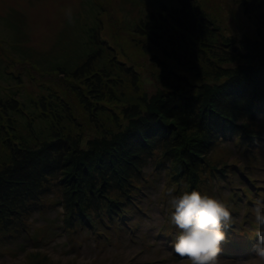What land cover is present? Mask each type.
<instances>
[{
    "label": "rangeland",
    "instance_id": "obj_1",
    "mask_svg": "<svg viewBox=\"0 0 264 264\" xmlns=\"http://www.w3.org/2000/svg\"><path fill=\"white\" fill-rule=\"evenodd\" d=\"M239 1L232 2L235 7L229 11L237 10L238 15ZM178 4L177 0H0V98L7 99L9 95L16 93L30 110L34 109L32 101L38 98L41 101V95H60L67 99L71 103L72 112L78 117L76 127L81 130L79 133H69V128H77L67 126L54 132L56 139L67 142L64 176L67 179L71 177L74 173L72 167L77 165L91 173L89 179L79 181L83 183L79 196L73 193L74 184L66 182L71 190L65 194L63 190L59 191V186L56 188L54 184L40 179L41 190H46L44 194L23 199L18 193L22 188L25 192L29 191V187H26L29 183L27 180L12 189L6 183V196L0 197L3 206L0 213V264H190V260L184 262V256L176 253L171 244L170 238L173 239L176 228L168 220L169 192H175V188L180 192L191 190V182L197 184V179H192L198 177L196 173L199 176L203 174L205 168L196 166L194 175L188 172L189 169L180 168L181 160L173 156L172 151L175 149L168 141L157 146L154 141H150L151 145L147 149L149 144L145 143L142 152L127 150L125 143L122 144V134L126 130L140 128L139 131H143L144 121L162 95L158 91V74L154 78L159 62L149 59L154 62L151 64L146 60L148 56L152 57L147 50H130V39L121 36L127 30H134L138 20L144 19L149 10L164 5L176 9ZM215 5L213 2L208 6L209 11H213L211 7ZM235 17L233 14L229 20L233 27L227 34L234 36L241 32L239 28L242 27V34L245 35L252 28V23L246 18L244 23L236 24V29ZM239 17L242 18V15ZM225 33L223 36L230 37ZM94 36L98 44L103 39L108 40L106 44L112 45L118 44L117 39L124 41V49L118 50L121 53L111 54L115 64L118 63L117 54L126 63L120 64L118 71L111 73L114 82L118 80L116 84L123 83L118 84L117 89L106 88L104 92H94L91 91V73L80 71L73 75L74 70L89 64L88 56L95 52L92 45ZM174 40L172 38L168 41ZM240 40L241 38L230 42L241 44ZM172 49L173 45L170 43L168 53H173ZM243 58L245 57L237 56L234 61L227 58L226 69L231 73L241 67ZM104 63L105 57L97 62L98 65ZM219 64L220 62L217 66ZM94 70L95 67L92 71ZM59 72L72 74L65 77ZM170 75L168 71L167 76ZM167 82L169 98V92L172 91L169 89L173 86L170 80ZM79 93H83L91 102L90 109L84 104L81 109L79 102L72 103ZM94 94L99 96L94 98ZM102 103L107 106L103 107ZM45 108L46 105L42 110L50 117L51 107H47V111ZM9 110L17 118L22 130L19 137L27 139L30 134L25 120L11 112L14 110ZM140 120L144 121L139 123ZM151 121L148 119L149 125ZM50 123L53 124V119L51 122L38 121L34 126L36 134L44 137ZM184 133L193 136L194 131L188 127ZM105 140L110 143L109 147L122 144L117 149L119 152L124 149V156L117 158L110 154L105 149ZM235 140V137L230 136V139L220 141L215 149H207L206 159L212 161L210 168L215 167L217 158L230 163L240 160L238 166H234V174L223 178L220 184L216 183L208 192L221 198L228 197L232 210L230 226L252 229V222L256 221L255 209L264 205V198L257 199L260 202L250 201L243 189L249 187L253 193L259 191L264 196V138L247 149L241 148V154L233 145ZM81 141L84 148L76 151ZM127 144L134 147L132 143ZM6 150L8 149L2 146L0 134V155ZM136 155L141 159L140 162L136 160V164L150 175L153 186L139 197L133 212H128L122 218L118 230L107 231L101 210L103 200L100 198H115L120 193L116 189L120 182L109 185L111 188L106 187L104 182H95L93 176L97 169L94 166L102 161L103 169L98 175L104 177V169L110 168L112 176L117 177L125 162L121 159L131 156L134 158ZM114 158L121 161L116 162ZM127 159L131 162L130 158ZM165 178L168 179L167 183ZM135 182L139 181L136 179ZM171 182H175V187H172ZM189 182L190 185H187ZM168 185L170 186L167 187ZM258 196L255 194L256 198ZM96 210L99 211L98 216ZM19 215H22L26 227L16 225L15 218ZM66 216H72L70 220L75 228L66 226ZM259 236L256 235L249 243L252 247L258 243ZM235 254L231 258L221 251L215 264H264V257L259 256L255 249L252 252L238 250Z\"/></svg>",
    "mask_w": 264,
    "mask_h": 264
},
{
    "label": "trees",
    "instance_id": "obj_2",
    "mask_svg": "<svg viewBox=\"0 0 264 264\" xmlns=\"http://www.w3.org/2000/svg\"><path fill=\"white\" fill-rule=\"evenodd\" d=\"M177 1L179 4L176 9L164 5L161 8L149 10L144 19L138 20L134 30L133 28L127 30L126 34L121 36L130 39L128 42L131 46L130 50H147L152 57L148 56L146 60L151 64L154 62L149 59L159 62L158 65L155 64L154 78L158 74L160 85L158 91L162 95L150 111L148 117L152 120L150 125L148 119L138 121L139 123L144 121L143 131H139L140 128L126 130L122 134V144L125 143L124 147L127 146V150L142 152L143 147L146 146L145 143L149 144L147 149L151 145L150 141H154L156 146L163 141H168L175 149L172 151L173 156L181 160L180 168L189 169L188 172L192 175L196 173V166L205 168L203 174L199 176V173H196L198 177L192 179L193 181L197 179V184L191 182L193 188L211 191L216 183H220L223 178H227L234 172L233 168L240 160L230 163L225 159L217 158L215 167L210 168L212 161L206 159L207 149L211 147L215 149L220 141L224 142L230 139V136L236 138L233 145L237 150L248 148L264 138V0H240L237 6L238 15L237 10L229 11V9H234L235 6L231 3L236 0ZM213 2L216 5L211 7L213 11H209L208 6ZM233 14L236 16L235 26L244 23L246 18L252 23V28L246 31L245 35L242 34V27L239 28L241 32H237L234 36L227 34L232 31L233 26H230L229 20ZM240 14L242 18L239 17ZM224 32L230 37L223 36ZM248 32L250 34H247ZM172 38L175 40L168 41ZM239 38H241V44L230 42V40H239ZM117 41V45H112L106 44L108 40L103 39L98 44L94 36L92 45L95 47V52L88 56L89 64L74 70L73 75H77L80 71L91 73L89 76L93 85L91 91L104 92L106 88L117 89L118 84H123L121 82L116 84L118 80L114 78L117 80L114 82L111 78V73L117 70L120 64H126L119 54L116 55L117 64L111 57V54L115 52L121 53L118 50H123L122 47H125L123 46L124 41L118 39ZM170 43L173 45V53H168ZM240 47L243 50H238ZM237 56L245 58L241 61V67L230 73L225 66L227 58L234 61ZM104 57L105 63L98 65L97 62ZM218 62H220L219 66H217ZM94 67L95 70L92 71ZM166 70L170 71V76H167L168 71ZM72 72L59 73L69 77ZM167 80H170L173 86L169 89V91L172 90L169 92V98ZM110 93L113 92L110 91ZM166 93L167 95H164ZM79 95H76L72 103L79 102L81 109H83V104L90 109L92 104L88 98L83 93ZM98 96L99 94L93 95L94 98ZM40 98L41 101L39 98L32 101L33 110L24 106L16 93L9 95L7 99L0 98L1 142L2 146L8 149L0 155V197L6 196V183L8 188L12 189L17 184H23L25 180L29 182L26 187L31 190L27 188L29 191L25 192L22 188L18 194L23 199L24 197L26 199L39 197L37 194L43 195L46 191L41 190L40 179L54 184L56 188L59 186V191L63 190L65 194L71 190L67 184H74L73 193L79 196L82 192L80 188L83 186V183L79 181H85L91 177V173L82 167L78 168L79 165L72 167L74 173L71 177L67 179L64 176L66 158L64 152L67 142L60 138L56 139L54 132H59L67 126L77 128L73 130L69 128V133L80 132V127H76L78 117L72 112L71 103L69 104L67 99L60 95H41ZM45 105L46 111L47 107L52 109V114H48L50 117H47L42 110ZM102 106L106 107L107 104L102 103ZM9 109L14 110L11 112L25 120L30 134L27 139L19 137L22 130L18 126L17 118L10 113ZM100 109L103 110V108ZM260 117L263 119L261 120ZM50 118L51 121L53 119L54 125L50 123V128H47L44 137L38 136L35 124L40 120L51 122ZM188 127L194 131L193 136H187L184 133ZM82 141L76 147V151H80L81 147L84 148ZM127 143H132L134 147ZM104 144L107 147L105 149L109 150L114 157L124 156V149L120 152L117 149V146L122 144L114 147H109L110 143L107 141ZM228 151L232 153L231 150ZM240 152L241 150L239 154ZM126 153L129 152L126 151ZM133 157L121 159L125 162L117 177L112 176L110 168L104 169V177L98 175L103 169L102 161L94 166L97 169L93 176L95 182H104L109 188H111L109 185L120 182L116 186L120 193L116 194L115 198H100L103 200L101 210L107 231L118 230L121 227L122 218L128 212H133L139 197L153 186L150 175L143 172L142 167L136 164V160L141 161L138 159L140 156ZM117 158L114 160L120 162L121 160ZM127 158H130L131 162H128ZM136 179L139 182H135ZM167 181L168 179L166 183ZM171 183L172 187H175V182ZM187 185H190V182ZM174 190L180 192L176 188ZM250 191L247 190V193ZM260 197L264 198L263 195ZM222 199L228 204V197ZM2 207V200H0V213ZM98 215L99 211L96 210V216ZM71 217L66 216L65 224L69 228H75V224L70 220ZM15 221L17 226L26 227L22 215L17 216ZM230 223L224 229L225 239L221 241V251L231 258L235 257V252L238 250L252 252L254 247L249 242L256 235H264V228L256 221L252 222V229L242 226L236 229L230 226ZM184 258L186 260H183L184 262L190 260L188 256Z\"/></svg>",
    "mask_w": 264,
    "mask_h": 264
},
{
    "label": "clouds",
    "instance_id": "obj_3",
    "mask_svg": "<svg viewBox=\"0 0 264 264\" xmlns=\"http://www.w3.org/2000/svg\"><path fill=\"white\" fill-rule=\"evenodd\" d=\"M168 220L176 231L171 241L176 253L190 258V264H215L225 239L224 229L232 220L230 206L219 196L192 188L169 192ZM256 221L264 226V207H256ZM255 251L264 257V235L258 237Z\"/></svg>",
    "mask_w": 264,
    "mask_h": 264
}]
</instances>
